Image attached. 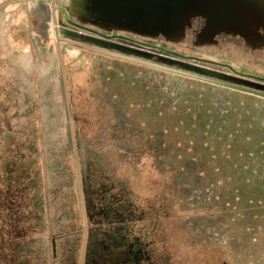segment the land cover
<instances>
[{"label":"rangeland","instance_id":"1","mask_svg":"<svg viewBox=\"0 0 264 264\" xmlns=\"http://www.w3.org/2000/svg\"><path fill=\"white\" fill-rule=\"evenodd\" d=\"M49 1L0 0V264H130L135 238L141 264H264V98L66 42ZM249 8L109 33L264 79V0ZM174 169L194 201L164 189Z\"/></svg>","mask_w":264,"mask_h":264},{"label":"flooded vegetation","instance_id":"2","mask_svg":"<svg viewBox=\"0 0 264 264\" xmlns=\"http://www.w3.org/2000/svg\"><path fill=\"white\" fill-rule=\"evenodd\" d=\"M238 2L245 3L242 4ZM251 3L252 0H72L69 8L76 14V19L72 20L67 17L66 9L62 7L66 12V14H64V12L59 9L63 13L64 23L61 21H58V23L60 24L59 28L90 36H97L96 34L102 35L110 38V41L113 43L123 45L125 49L131 48L145 51L149 53L150 56L145 57L130 50L108 48V50L112 52H118L127 56L180 68L161 60L163 57L176 59L175 56L170 54L174 52L128 37L125 34L109 33V31L121 29L125 32L130 31L135 34L138 33L148 36L162 34L163 36L169 37L184 26V19L186 20L191 16L201 14L203 20L209 23L214 22L212 17H221L220 19H216L218 21L216 24H219V22L223 20L222 6L230 8V10L239 11L241 14H247L251 18L253 11V8H249ZM49 5L51 6L50 1ZM54 5L57 6L55 0ZM73 6H78L81 10H87L97 15L93 16L92 14L78 13L72 9ZM237 6L241 7V11L239 9L237 10ZM216 8H218L217 11L215 10ZM233 16L235 17V15ZM86 22H89L90 26H86ZM207 25L208 23L205 24L204 27ZM220 26L223 27L224 25L220 24ZM205 32L209 33L210 31ZM65 41L74 42L80 47L88 49L97 46L90 42L74 38H65ZM159 57L162 58L159 59ZM183 61L197 65V62L191 59ZM128 261H130L129 258Z\"/></svg>","mask_w":264,"mask_h":264},{"label":"water","instance_id":"3","mask_svg":"<svg viewBox=\"0 0 264 264\" xmlns=\"http://www.w3.org/2000/svg\"><path fill=\"white\" fill-rule=\"evenodd\" d=\"M51 7L55 9H60L64 14H66L65 9L62 7H57L54 5V0H50ZM72 9L77 11L78 13H85L89 15L96 16L97 14L91 13L87 10H81L78 6H73ZM56 31V35H63L65 38H74L78 40H84L86 42H90L96 47L90 48L91 50L103 53L107 56L114 57L117 59L130 61L136 64L144 65L147 67H151L157 70L165 71L171 73L173 75L183 76L186 78L198 80L204 83L212 84L215 86H220L228 89H232L238 92L247 93L250 95L258 96L264 98V79L250 76V75H243L232 69L228 66L230 73H224L217 70H213L210 68L202 67L199 65L192 64L190 62H186L183 60H188L191 58L184 57L175 53H170L171 55L175 56L176 59L164 58L161 59L164 62H167L171 65H176L180 68H176L173 66L164 65L157 62H151L143 59H139L133 56H127L118 52H112L109 49H124L130 50L136 53H139L142 56H150L149 53L141 50L131 49L125 47L123 45H119L110 41V38L104 37L102 35L97 36H90L78 32H73L69 30H65L59 28ZM162 57H159V59ZM180 58V59H178ZM183 59V60H182Z\"/></svg>","mask_w":264,"mask_h":264},{"label":"trees","instance_id":"4","mask_svg":"<svg viewBox=\"0 0 264 264\" xmlns=\"http://www.w3.org/2000/svg\"><path fill=\"white\" fill-rule=\"evenodd\" d=\"M127 126L128 125H125L124 128H127ZM126 131H129V130H126ZM161 175L165 176L164 178L166 179V182H167V184H165L166 185V188H164L165 190L174 189L175 192L179 193L180 195H184L185 199L189 202L194 201L195 197L197 198L199 196V191H198L199 189L195 188L193 186V182H189V180H190L189 171L185 170L184 172H181L179 170L174 169L173 173L162 172ZM101 190H103V188H101ZM204 194H205V192H204ZM113 201L117 202V200H114V198L112 197L111 202H113ZM194 203H196V202H194ZM102 209H103V211L106 210L104 208V206ZM107 209H108V207H107ZM128 218H132V216L128 215ZM107 221L112 222V220H110L109 217L107 218ZM121 223L122 222H118L117 225L120 226ZM117 225H115V227ZM193 225L195 226L194 228H198V226H199L196 223H193ZM153 227H155L154 224H153ZM103 239L105 241L104 243L108 242V243H110V245H113L114 247L126 248L125 246H122L123 245V240H122L123 238H117L116 236L112 235V236L107 237V239L106 238H103ZM148 248H149V246L142 245L139 241L136 240V238H135V242L129 243L128 248L126 250L128 253L130 264H138V263L141 264L142 261H144L145 259H147V260L149 258L152 259L153 254L148 253L149 252ZM150 263H152V262H150Z\"/></svg>","mask_w":264,"mask_h":264}]
</instances>
